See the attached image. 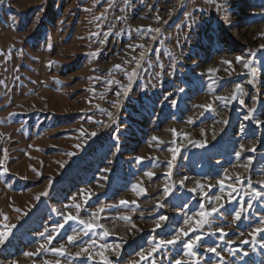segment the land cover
<instances>
[{
  "label": "rangeland",
  "instance_id": "1",
  "mask_svg": "<svg viewBox=\"0 0 264 264\" xmlns=\"http://www.w3.org/2000/svg\"><path fill=\"white\" fill-rule=\"evenodd\" d=\"M262 184L264 0L0 2V264H264Z\"/></svg>",
  "mask_w": 264,
  "mask_h": 264
},
{
  "label": "snow or ice",
  "instance_id": "2",
  "mask_svg": "<svg viewBox=\"0 0 264 264\" xmlns=\"http://www.w3.org/2000/svg\"><path fill=\"white\" fill-rule=\"evenodd\" d=\"M0 2H2V0H0ZM125 2L127 3V0H125ZM188 16H189V13H185V17L187 18ZM149 31H152V29H149ZM154 31L157 32V33H159V32H160V29H159V28H156ZM93 55H95V53H93ZM143 57H144V53H141L140 58L143 59ZM236 61H237V63H240V62L243 61V58L240 57V56H237V57H236ZM224 63H230V62H228V61H224ZM250 63H251L250 61H243V67H244V68H248ZM137 65H139V61H137ZM115 67H116L117 69H119V68H120V65H116ZM134 75H135V70H134L132 73H128V74H127V78L129 79V82H131V79H132V77H133ZM108 83L111 84L112 81L109 80ZM117 83H118V82H117ZM249 83L251 84L252 81L250 80ZM126 91H127V90L125 89V92H126ZM245 94H246V93H245V91H244V88H243L240 84H236V85L234 86V90H233V92H232L231 99H236V98H237V95H239V96L242 97V96H244ZM118 95H119V93H118ZM218 99H223V100L227 101V98H224V97H218ZM240 102L243 103V100L241 99ZM114 106H115V105H114ZM205 107H206L207 110H211V105H207V106H205ZM111 115H112L111 113H108L109 118H111ZM247 118H248V117L246 116L245 119H247ZM91 135L95 136L96 133L93 132V133H91ZM153 139L155 140L156 138L153 137ZM201 146H202V145H201ZM236 155H237V157H239L240 153L237 152ZM174 158H175V150H173V159H174ZM139 159H140V158L138 157L137 160L139 161ZM171 167H172V164H171V162H169V168L171 169ZM146 175H148L149 177H151L152 173L149 172V173H146ZM237 182H239V177H237ZM181 183H183V182H181ZM262 186H264V184H262ZM222 190H223V189H222ZM139 191L142 193V192L144 191V189L141 188V189H139ZM165 191H167V189H166ZM190 191H191V189H190ZM233 191H235L234 188H233ZM260 195H264V194H262V193H255L253 198H255V196H260ZM219 199H220V197L217 196V197H216V200L218 201ZM125 203H126L125 201H121V204H125ZM249 206H250V205H249ZM98 211H99V210H98ZM216 211H217V209L214 207V208L212 209V212H216ZM210 214H211V213L204 212V211H201V212L197 213V216L200 217V219H199V221H198V226H202V225L206 222V218H207ZM95 215H96V214H94V216H95ZM5 219H6V218H5ZM123 219L128 220V217H124ZM163 219H164V217H161V220H163ZM235 219H237V220L240 219V213H239V212L236 213V215H235ZM69 220H76L77 223L83 225V229H84V234H85V235H87V233H88L89 231H93V230H94V225H93V223H91V222H89V221H85V220H82V219H78L77 217H72V216L65 217V223H67ZM186 223H187V222H186ZM261 224L264 225V220L261 221ZM61 227H62V225H61ZM157 227H159V223H157ZM47 231H48V230L45 229V232H47ZM255 231H256V232L264 231V227H262V228H258V229H256ZM41 235L43 236L44 233H41ZM104 235H105V236L108 235V232L105 231V232H104ZM182 235H187V232H183ZM225 235H226V234H225L223 231H221V238H223ZM6 237H7V230H6L5 232H0V243H3L4 240L6 239ZM179 238H180V236H179V234H178L177 236L173 237L172 240L161 241L160 244L157 245V247H159V246H161V245H167V244L175 243V241H176L177 239H179ZM51 239H52L51 236H49V237H48V242H49V243H51ZM199 239H200V237H196L195 240H190L189 242H187V243L184 245V247L188 250L187 254H189V255L191 254V252H192V248H193L194 246H196L197 241H198ZM73 240H74V237H73V236H69V237H68V241H69V243H72ZM41 247L44 248L45 246L42 245ZM119 247H120L119 245H115V246H113V245H108V244H102V245H100V248H101V249H109V248H116V249H118ZM52 251L55 252V253H57V254H59V255H63L65 250H64L63 246H61L60 248H54ZM86 251H88V249H86V248H82V249H81V252H86ZM153 251H155V248L153 249ZM207 251L215 253V252H216V249H215V248H209V249H207ZM97 254L100 256L101 261H102V264H110V262L108 261V259L103 255V252H102V251H101V252H98ZM25 255H32V254H31V253H26ZM77 255H80V253H77ZM141 256H142V258H143V254H141ZM91 258H92V257L89 256V259H91ZM57 264H59V261H57ZM70 264H71V262H70ZM176 264H181V262H180V261H177ZM221 264H223V258H222V257H221Z\"/></svg>",
  "mask_w": 264,
  "mask_h": 264
}]
</instances>
